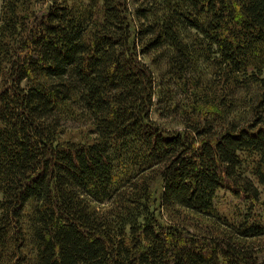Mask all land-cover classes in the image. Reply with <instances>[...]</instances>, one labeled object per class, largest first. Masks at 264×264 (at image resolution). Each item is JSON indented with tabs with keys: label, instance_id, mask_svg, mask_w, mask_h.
<instances>
[{
	"label": "trees",
	"instance_id": "1",
	"mask_svg": "<svg viewBox=\"0 0 264 264\" xmlns=\"http://www.w3.org/2000/svg\"><path fill=\"white\" fill-rule=\"evenodd\" d=\"M81 117L92 138L59 139ZM257 185L264 0H2L0 264H264Z\"/></svg>",
	"mask_w": 264,
	"mask_h": 264
},
{
	"label": "rangeland",
	"instance_id": "2",
	"mask_svg": "<svg viewBox=\"0 0 264 264\" xmlns=\"http://www.w3.org/2000/svg\"><path fill=\"white\" fill-rule=\"evenodd\" d=\"M1 3L2 0H0V10H1ZM148 59H145L147 61ZM179 98L182 99L183 95H179ZM188 101V99L186 98ZM239 114H246L245 107L241 106L239 108ZM236 114H232L231 117H234ZM152 118L157 121L161 126L169 129H181L182 126L180 124V114L178 115H168L164 112H161V110H155L151 114ZM246 116H249L246 114ZM229 117V116H228ZM226 118V116H224ZM250 118V117H248ZM221 122L222 120L219 119ZM90 121L87 119L78 118V119H66L62 121V126L60 127V135L59 139L61 140H90L92 138V135L89 133L90 129ZM153 187H156L155 197H158L159 193V182H156ZM258 190L260 192V200L261 202H264V187L257 185ZM158 192V193H157ZM219 197L216 200L217 201V210L219 215H227L236 212V211H246L248 209V206H244L241 203L237 201L234 197H232L229 193L225 191H219L218 193ZM103 206H108L107 204H104ZM249 210V209H248ZM249 214L254 218H261L264 219V204L262 205H254L252 209L250 210ZM159 220L161 223H166L169 221H183L192 229L199 230L200 232H204L202 230H207L213 232L214 234H219V231L216 230L218 225H213L212 221L207 217H201L198 215H193L191 213H188L183 210H179L176 212L171 211H164L160 210L159 213ZM249 242V241H247ZM254 245H260V249L262 250L264 254V236L259 237L253 240H250Z\"/></svg>",
	"mask_w": 264,
	"mask_h": 264
}]
</instances>
